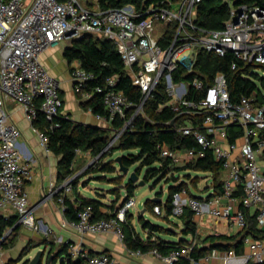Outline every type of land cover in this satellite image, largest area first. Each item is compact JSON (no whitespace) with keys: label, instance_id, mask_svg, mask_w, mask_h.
Instances as JSON below:
<instances>
[{"label":"built area","instance_id":"1","mask_svg":"<svg viewBox=\"0 0 264 264\" xmlns=\"http://www.w3.org/2000/svg\"><path fill=\"white\" fill-rule=\"evenodd\" d=\"M201 1L180 0L171 4L156 0L143 10H136L133 4L100 9L97 4L89 8L78 0H0V214L12 212L23 227L35 231L43 224L34 218L25 190L33 172L18 149L21 130L10 121L5 104L12 102L22 109L39 145L49 151L47 134L33 126V121L40 112L49 129L57 127L55 118L61 115L63 100L59 81L46 70L39 56L52 45L70 43L92 33L112 42L132 84L141 92L138 103L129 99L116 88V75L92 86L94 74L82 68L77 60L71 62L73 93L85 101L95 94L102 97L106 114H94L95 117L108 124L116 117L125 120L123 128L112 136L113 142L131 126L133 118L142 112L145 101L163 80L170 98L167 104L185 115L177 131L192 136L195 146L171 149L160 143L159 156L169 160L170 166L181 167L204 158L211 151L220 164L219 192L209 178L205 181L209 189L206 196L192 195L182 188L173 194L171 216L180 217L188 210L193 220L206 216L241 230L246 227L248 212L254 215L256 226L264 229V96L260 97L256 87L248 95L232 100L226 76L221 71L214 74L210 84L197 76L188 83L172 81V74L178 69L193 71L199 51L217 56L230 51L237 60L264 64V7L235 6L232 0H222L230 7L229 18L222 29L206 30L194 22L195 6ZM189 87L198 94L197 98L187 97ZM128 110L133 113L125 118ZM88 111L92 113L90 108ZM197 118H201L200 123H193ZM83 154L76 149V157ZM52 191L58 195L64 212V198L72 192L70 178H65ZM134 206L135 200L131 197L119 204L109 217L97 219L93 218L92 206L78 209L75 219L61 222L62 228L73 230L80 238L76 244L66 242L68 253L73 258H83V264H115L109 254L89 255L81 247V240L88 234L114 233L122 242L121 223ZM152 212L161 215L164 210L156 204ZM154 239L152 236L151 240ZM56 242H61V238ZM197 246L199 243L193 236L188 243L164 255L156 249L147 253L164 264H173L182 258L192 264H264V238L246 235L241 252L211 248L195 259L191 254ZM127 254L138 257L144 253L128 249Z\"/></svg>","mask_w":264,"mask_h":264},{"label":"trees","instance_id":"2","mask_svg":"<svg viewBox=\"0 0 264 264\" xmlns=\"http://www.w3.org/2000/svg\"><path fill=\"white\" fill-rule=\"evenodd\" d=\"M89 1V0H88ZM156 0H95L89 1L86 7L94 8L97 4L100 9L116 8L126 4H133L136 10L145 9L150 3ZM180 0H167L168 3H176ZM235 6L240 4L258 5L264 7V0H232ZM230 7L222 0H202L195 6L194 22L198 27L206 30H220L224 26V22L229 18ZM171 31H169L170 34ZM64 57L69 64L73 60H77L82 68L94 74V80L91 85L103 84L105 79L109 76L116 75L117 83L116 88L123 91L129 99L138 103L141 100L140 90L131 82V78L124 66L118 52L114 48L111 41L108 39L98 37L92 33H86L78 39H73L68 48L64 51ZM235 67L232 68V64ZM259 66L264 70V64L246 63L241 60L235 59L232 52L228 51L223 56H217L212 52L199 51L196 56V61L192 72L178 69L172 74V81L188 83L193 76H197L204 80L205 83H212L214 74L221 71L225 74L227 79V88L232 100H237L241 95H248L256 88L253 78H259L253 73V67ZM264 86V79L259 78ZM198 94L195 93L192 87H189L187 97L189 99L197 98ZM170 100L165 90L164 81H159L151 96L145 101L143 110L137 114L131 126L121 132L115 143L106 147L110 142L115 132L121 130L124 126L125 120L116 117L107 128L96 127L92 125H84L75 122L63 115L57 116V127L49 129V123L45 120L44 116L38 112L37 119L33 121V126L44 131L48 137V149L56 157L58 180L62 181L72 174L73 162L76 158V149L83 152H88L91 158H98V165L96 167H89L85 170L84 175L92 173L112 174L117 172L113 164L111 155L114 150H136V153L121 155L122 165L129 168L132 164L139 162V166L134 170L139 176L142 168H146L143 180L148 182L153 178L165 179L170 181L167 189V198L165 201L154 202L147 200L146 204L152 207L156 204L162 206L164 210L163 219H168L171 216V202L173 194L182 188H186L192 195H194L185 180H189L193 187L197 184L198 172L209 174V179L212 181L213 187L216 192L220 189V175L221 167L219 162L215 161L212 152L207 151L204 158L197 159L190 162L185 166L173 167L170 166V161L161 158L158 153V144L165 143L171 149H186L195 146V141L192 136H186L177 131L185 118L184 114H178L177 111L172 109L167 103ZM261 99H259L260 101ZM87 109L90 108L93 114H106V110L102 103L100 94H95L92 99L84 102L83 104ZM133 110H128L125 118H129ZM201 118L193 120V123H200ZM233 135L230 136L232 138ZM109 157L108 160L103 161L104 158ZM194 172V175L186 172ZM182 173V181H179V175L174 173ZM103 174L98 175L100 178L107 179ZM167 178V179H166ZM116 183L117 178H110ZM74 185H72L73 188ZM136 184L127 181L124 184L126 195L120 204L126 202L129 198L134 197V190ZM112 191H117L114 188ZM160 197V196H157ZM58 199V195H56ZM102 202L99 199L85 198L79 193L75 194L74 200L70 201L67 197L64 198L63 205L65 207V215L67 219L72 220L76 218L78 209L84 206H92L93 218L109 217L111 213H102L100 206ZM184 228V234H194L195 224L192 222V213L188 210L181 216ZM247 224L246 227L238 230L233 235L218 234L206 236L202 242L208 241L210 246L200 247L197 246L193 249L191 256L199 259L211 248H218L221 250L234 249L236 252H241L243 249V238L246 235H251L256 238H264V229L256 226L254 215H249L246 212ZM16 216L4 217L0 214V240L4 236L6 229L11 228L17 232L21 225L14 226ZM140 223L144 229H147L149 236L143 240L132 224V214L128 212L126 221L121 223L123 231L122 243L129 250H140L142 253H147L150 250L156 249L160 254L164 255L171 249L177 248L182 244L189 242L187 239H181L177 242L169 241L161 236V234H171L175 230L166 228L159 224H154L149 220H145L141 215L139 217ZM152 235L155 239L151 240ZM13 243V241H11ZM10 243V244H11ZM6 245L4 239L1 240L0 250ZM69 244H59L57 252L54 253L51 249L47 254V259L51 254L54 257L51 262L46 264H56L58 259L62 258L59 264H83V258H73L68 253ZM105 253L106 251L94 253L88 251L89 255ZM28 264V260L24 262ZM173 264H192L187 258H182ZM256 264V263H252Z\"/></svg>","mask_w":264,"mask_h":264},{"label":"crops","instance_id":"3","mask_svg":"<svg viewBox=\"0 0 264 264\" xmlns=\"http://www.w3.org/2000/svg\"><path fill=\"white\" fill-rule=\"evenodd\" d=\"M78 1L84 6H86L87 2L89 1L95 2V0ZM69 45L70 43L67 41L57 43L47 48V52L43 55L41 53V55L39 56V59L46 70L52 71L51 75L59 81L60 95L63 100V105L60 113L64 117H67L75 122H79L84 125L107 128L109 127V124L103 120H98L93 113L89 112L88 109L83 105L86 101L82 98H79L72 91V80L70 76L71 64H69L64 57V51L69 47ZM59 64L65 65L63 73H58V71H56V68ZM15 110H17V112L19 113L22 109L19 106H16ZM10 121L15 123L21 130V136L18 140V149L20 154L22 155V159L30 164L33 172L32 179L27 181L25 184V190L28 194L30 206L33 208V215L35 219L42 220L43 224L42 226H40V231L22 228L18 232V235L16 232V237L14 238L12 245L4 246L0 250V264H8L9 261L17 260L21 249L30 241H35V243L37 244H45V246L48 245L49 249H51L52 247L50 245V243H52L51 241L54 242L53 245L56 246L57 249L59 244H66V242L76 244L80 241L79 236L73 230L61 227V222L67 219V217L62 211V204L58 201V199H56V194H52V190L56 189L64 181L58 180V157H56L51 151L44 150L39 145L37 135L31 129L30 124L23 120V118H14L10 115ZM87 155L88 159H90V155L87 152H84V154L80 157L87 158ZM87 175V177H93L89 182L94 181L95 179L101 180L98 175ZM107 179L109 180L110 178ZM182 180L183 179H179V181ZM185 182L187 183L191 192L195 190L191 186L189 180H185ZM120 184L121 188L125 191L124 184H122V182ZM116 188L117 191H112V194L115 197L113 198L107 196L108 202H105L104 199H106V195H104L100 191L105 190L109 192L110 189H105L102 187H91L89 188V190L88 187L79 182L75 183V186H73L72 188V192L67 194L66 197L70 201H73L75 194L79 193L85 198L99 199L100 202H102L99 208L100 211L102 213H111L121 203L126 195V191L124 195H121L122 190L118 187ZM199 188L200 186L196 190H199ZM204 188L207 190L206 182L204 184ZM84 190H86V192H88V190L92 191V193L97 196L92 197L91 195L84 193ZM157 196H160L162 201H165L167 198V191L165 197L162 193L154 195V197ZM147 200L152 199L147 198L144 201L143 209L137 212L136 217L141 231L137 228L138 225L135 223L136 219L134 213L130 212L132 214V224L143 240H146L147 236H149V232L147 229L143 228L142 224L140 223L139 217L141 215L144 217L147 212L157 216L164 223V225L161 226L175 230L171 234H161L163 238L173 242H177L181 239L189 240L193 236H196L197 242L199 243L200 247H208L210 246L208 241L202 242V240L206 236L218 234L233 235L238 231H233L232 227L226 225V223L222 220L209 219L208 217L203 216L201 218H196L195 220L191 219L195 224V233L193 235L190 233L184 234L183 228L185 226L181 216L175 217V220H172L171 216L168 219H163L162 216L164 215V212H162L161 215L154 214L150 208L151 206L146 204ZM1 215L4 217L15 216L14 213L8 211L1 212ZM228 229H230L231 232L227 231ZM47 230L49 236H45V234H47ZM40 232H42L44 236ZM152 236L156 237L155 235ZM60 238L61 242H56V240H59ZM81 247L87 251H91L94 253L106 251L114 259L115 264H164L160 259L149 253H144L142 256L138 257H130L127 254L128 249L114 233L88 234L81 240Z\"/></svg>","mask_w":264,"mask_h":264},{"label":"rangeland","instance_id":"4","mask_svg":"<svg viewBox=\"0 0 264 264\" xmlns=\"http://www.w3.org/2000/svg\"><path fill=\"white\" fill-rule=\"evenodd\" d=\"M160 30H163V29H160ZM160 30H156V32L157 33H162V31H160ZM47 50L48 49L44 50L42 52V55L44 53H46ZM64 66H65L64 64L63 65L59 64L57 66V68H56V71H58V73H63V70L65 69ZM252 71L259 78L261 77L262 79H264V70H262V68H260L259 66H255V67H253ZM48 72L50 74H52V71L48 70ZM53 73H54V71H53ZM259 78L255 77V78H253V80H254V82L256 84V87H257V89L259 91L260 97H262V96H264V86H262V81H260ZM16 106H18V105L15 104V103H12V102H7L5 104V108H6L7 112L9 113V115H11L14 118L21 117V119L23 118V120H25L27 123H29L25 119V116H24L22 110L19 113L17 112V110H15ZM113 143H115V141ZM136 152H137L136 150H124V151H122V150H114V152L111 155V159L113 161V164L116 167V171L117 172L112 173V174L111 173L110 174H108V173L107 174L99 173V174H103V176H106L107 178H117V176H118V179L116 181L117 182L120 181V182H122V184H125L128 181L129 173L134 171L139 166L140 163L136 162V163L132 164L128 168V175H124L122 172L119 171L118 164L115 162V158L117 156L127 155V154H131V153H136ZM89 158L90 159H88V155H87V158L86 157L85 158L84 157H80V158L76 157L75 158V161L73 162V166H72V174L69 176L71 185H74L75 183L81 182L83 185L88 187V189L91 188V187H102V188H105V189H110L111 192L109 190H108L109 192H107L105 190L104 191L103 190L100 191L104 195H106V199H104L105 202H108L107 201L108 200L107 196L113 197V198L115 197L112 194V190L114 188H116V187L120 188L122 190L121 191V195H124L125 191L121 188V184L119 185V183H116L112 179L108 180V179L100 178L101 180L95 179L94 181L89 182L90 179L93 178V177H87L88 175H84L83 176V174H84V172H85V170L87 168L96 167L98 165V161H99L98 158H96V157H94V158L89 157ZM108 158L109 157L104 158L103 161L108 160ZM145 169L146 168H144V167L142 168V171H141V173L139 175L140 179H143V175H144ZM174 173L176 174V176L180 175L179 178L182 179L183 172L182 173L180 172L179 174L176 173V172H174ZM186 173H190L191 175H194V172H191V171L190 172L188 171ZM92 174H95L94 176L99 175V174H96V173H92ZM197 175L199 177L196 179L197 180L196 186L193 187V185H191L195 189V190L192 191V193L194 195H198V196H206L207 194H209V189L206 190L204 188V184H205L206 179L209 177V174L208 173H204V172H198ZM170 183H171L170 181H166L165 179H161L160 178V180H159V178H153V179H150L148 182H146L142 186H139V185L136 184V188L134 190V195H133L134 196L133 199L135 200V206L130 209V212L134 213L135 219L137 217V212L141 211L143 209V203H144V201L147 198H151L152 199V198H154L155 194H159V193H162L163 196L165 197L166 191H167ZM199 186H200L199 190H196ZM80 188H81V186H80ZM89 190H88V192H86V190H84L83 192L87 193L88 195H91L92 197H96L97 196V195H94L92 193V191H89ZM144 217H145V220H149L150 222H152L154 224L164 225V223L157 216H155L153 214H150V213L147 212ZM208 218L212 219L210 217H208ZM171 219L175 220V217L171 216ZM135 223L138 225L137 228L141 231V228H140V225L137 222V219L135 220ZM22 228H25V227H23L21 225L20 229H22ZM20 229L17 231V235H18V232L20 231ZM232 230L233 231H237L236 228H232ZM227 231L231 232L230 229H228ZM40 233H42V232H40ZM4 235H5V238H4L5 244L6 245H8V244L12 245L11 241H13L14 238L16 237V232L13 229L8 228L4 232ZM42 235H43V233H42ZM45 236H49V233L45 234ZM51 242L52 243H50V245L52 246V249H53L52 251L54 253H56L57 252V247L53 245L54 244L53 241H51ZM38 245H40V246H38ZM38 250H44V255H43V258H42V264H46L47 254L49 252V246L48 245L45 246V244H37V243H35V241L28 242L26 244V246H24L21 249L17 260L9 261L8 264H24V262L26 260L29 261V259L32 258L36 254V252ZM22 258H23V260H22ZM56 264H59V262L57 261ZM250 264H252V263H250Z\"/></svg>","mask_w":264,"mask_h":264},{"label":"water","instance_id":"5","mask_svg":"<svg viewBox=\"0 0 264 264\" xmlns=\"http://www.w3.org/2000/svg\"><path fill=\"white\" fill-rule=\"evenodd\" d=\"M112 142H113V139L110 140V142L107 144L106 147H109L112 144ZM115 162L118 164L119 171L122 172L124 175H128V168L122 165L121 156H117L115 158ZM128 180L139 186H142L145 184V181L143 179H140L139 176L135 173V171H132L129 173ZM152 201L161 202L162 199L160 197H154L152 198ZM18 225H21L20 220L16 219V222L13 227L18 226ZM4 238H5V235L2 237V239ZM1 240H0V243H1ZM43 255H44V250H38L36 254L32 258L29 259L28 264H42ZM53 257H54V254H51L48 257L47 262H51ZM61 260L62 258L58 259V262L60 263Z\"/></svg>","mask_w":264,"mask_h":264}]
</instances>
